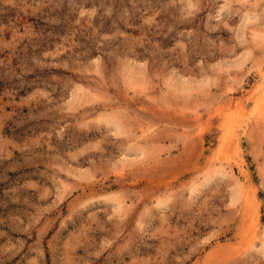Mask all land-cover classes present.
<instances>
[{"label": "rangeland", "instance_id": "rangeland-1", "mask_svg": "<svg viewBox=\"0 0 264 264\" xmlns=\"http://www.w3.org/2000/svg\"><path fill=\"white\" fill-rule=\"evenodd\" d=\"M0 264H264V0H0Z\"/></svg>", "mask_w": 264, "mask_h": 264}]
</instances>
